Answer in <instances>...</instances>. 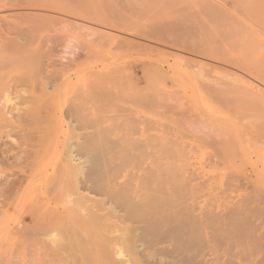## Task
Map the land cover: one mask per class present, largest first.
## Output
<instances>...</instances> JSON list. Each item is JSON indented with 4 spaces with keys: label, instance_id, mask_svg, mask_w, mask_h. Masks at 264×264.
Masks as SVG:
<instances>
[{
    "label": "rangeland",
    "instance_id": "1",
    "mask_svg": "<svg viewBox=\"0 0 264 264\" xmlns=\"http://www.w3.org/2000/svg\"><path fill=\"white\" fill-rule=\"evenodd\" d=\"M261 16L0 0V85L41 107L0 128L2 263L264 264Z\"/></svg>",
    "mask_w": 264,
    "mask_h": 264
},
{
    "label": "bare ground",
    "instance_id": "2",
    "mask_svg": "<svg viewBox=\"0 0 264 264\" xmlns=\"http://www.w3.org/2000/svg\"><path fill=\"white\" fill-rule=\"evenodd\" d=\"M261 17H260V19L263 18L262 22L264 23V17H262V18ZM260 22H261V20H260ZM260 25H261V27L264 26V24L262 25L261 23H260ZM262 29H263V27H262ZM262 32H263V30H262ZM257 38H258V36H257ZM256 46H257V44H256ZM259 61H261V60H259ZM0 88H1L0 89V128L5 126L6 124H18L20 122L22 112H25V114H27V119H29L30 121L31 120L33 121V120H36L37 118H40V115H41L40 114V108L41 107L38 105L37 100L34 97L24 98V94L26 92L23 91V90H17L19 88V85H14V87H12L11 90L8 88L7 85L4 87L3 84H2V86ZM11 91H16L15 92V94H16V102L12 101V99L10 97V94H12ZM44 109H42V111ZM52 235H54V234H52ZM46 241H47V239H46ZM31 243H29V244L34 246V244H33L34 242L32 244ZM48 244H49V242H48ZM54 244H53V246H54ZM41 246H43V245H41ZM101 254L106 257L105 261L102 264H115V263L110 262V260H111L110 253H106L104 250H101ZM113 254L117 258H121L123 256V254H122L120 249L115 251ZM30 258H32V257H30ZM33 258H34V256H33ZM0 264H3L1 258H0Z\"/></svg>",
    "mask_w": 264,
    "mask_h": 264
}]
</instances>
